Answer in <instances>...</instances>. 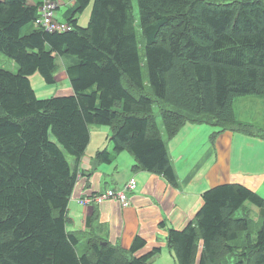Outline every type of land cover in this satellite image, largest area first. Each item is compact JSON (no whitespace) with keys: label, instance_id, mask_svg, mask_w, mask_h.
<instances>
[{"label":"trees","instance_id":"1","mask_svg":"<svg viewBox=\"0 0 264 264\" xmlns=\"http://www.w3.org/2000/svg\"><path fill=\"white\" fill-rule=\"evenodd\" d=\"M74 2L64 21L71 29L49 32L36 25L42 3L0 0V52L18 66L0 68V264H152L161 250L139 256L140 236L125 250L92 235L79 252L80 235L67 229L78 180L67 156L79 163L90 126H108L115 155L131 153L134 171L178 188L167 142L185 125L217 127L213 140L225 131L255 135L234 101L264 96V0H138L141 41L133 0ZM61 57L73 58L74 93L41 100L30 77L54 85ZM114 154L97 160L111 163ZM202 201L183 229L168 231L177 264H264V216L257 225L247 208L264 212V198L231 183Z\"/></svg>","mask_w":264,"mask_h":264},{"label":"crops","instance_id":"2","mask_svg":"<svg viewBox=\"0 0 264 264\" xmlns=\"http://www.w3.org/2000/svg\"><path fill=\"white\" fill-rule=\"evenodd\" d=\"M67 1L71 5L75 3V0ZM43 2L44 0H29L32 6ZM66 5L65 1L58 6V10ZM72 61V57L58 59L54 85L58 83V74L65 75L68 79L60 83L63 85L58 88L56 96H71L74 93L66 73V66ZM235 114L239 121L245 120ZM189 125H185L175 138L167 142L179 179L178 188L171 187L157 175L134 171L136 161L131 153L114 154L110 141L112 128L90 126V143L81 161L77 163L74 157L67 156L71 168L75 170L77 166L78 172L77 184L68 206L67 229L80 235L79 247H85L89 237L95 235L114 246L129 250L135 238L140 236L146 240L147 245L139 256L159 248L161 252L156 256L161 257L164 264H177L168 248V231L183 229L195 218L202 206L204 192L215 186L236 183L264 198V168H261L264 162V139L256 137L257 132H254L255 135H245L238 131H225L213 140L212 135L219 129L198 124L203 130L200 136H204L206 140L193 145L198 134L195 129L199 127L197 124ZM104 150L114 154L111 163L97 160V154ZM132 179L137 182V188L128 195L131 199L129 207H122L114 201L90 207H84L80 203L92 195L124 188ZM247 208L251 211L253 222L260 225L263 210L250 203Z\"/></svg>","mask_w":264,"mask_h":264},{"label":"rangeland","instance_id":"3","mask_svg":"<svg viewBox=\"0 0 264 264\" xmlns=\"http://www.w3.org/2000/svg\"><path fill=\"white\" fill-rule=\"evenodd\" d=\"M133 5H134L135 18L137 20V31L139 34V40L141 41L142 40V32H141V25H140V12H139L138 0H133ZM69 6H71V4L69 3V1H67L66 6L61 7L59 10H57V17L60 20L66 21L65 14L68 11ZM90 14H91V8L87 9L83 14L80 15V17H79V25L80 26L86 27L88 25L89 20H90ZM141 56H142V58H144V56H145L143 49H141ZM0 68H3L7 71L14 72V73L18 72V66L12 60H10L8 57H6L4 54H2L1 52H0ZM147 76L148 75L145 74V80L146 81H148ZM57 79H58L57 84H59V85H57V84H56L57 86L56 85H48L44 81L41 74L35 73L34 75H32L31 81H32V84L34 86V89L36 90V93H37V96L39 99L44 100V99L56 97L58 88L63 85L60 83H63L68 78L65 75L58 74ZM43 86L45 88H43ZM234 109H235V113H237L240 118L245 119L243 122L252 123L254 125L252 127V131H254L255 133L257 132L256 137H259V138L263 137V139H264V96H249V97L247 96V97L237 98L234 101ZM154 110H155V115L157 118L158 125L164 133V126H163V122H162V118L160 116V110H159L158 106H155ZM192 125H194V124H192ZM199 125L216 129L215 126L207 124V123L206 124H199ZM189 126H191V125H189ZM196 126H198V125H196ZM96 127H104L103 129H110V127H108V126H96ZM198 127L199 128L195 129L196 133H198V134L193 141V145H194V143L198 144L199 142H204L206 140L204 136H200L202 131H203L200 128L201 126H198ZM93 134L98 135V134H96V132H93ZM239 134H242V133H239ZM244 134L247 135L248 133H244ZM165 137H166V135H165ZM218 137L219 136H217L216 139ZM96 141H97V138H95V143H96ZM92 145H93V142H92ZM182 147H184V146H182ZM68 157H70V156H68ZM179 164L181 165L182 162H180ZM261 168H264V162L261 164ZM122 188H120L119 190H121ZM241 213L242 212H239V216L241 215ZM79 252L81 254H83L82 253L83 248H80ZM155 257L151 260L152 262H154L155 264H159V263L164 264L161 257H159V256L158 257L155 256ZM175 261H176V259H175Z\"/></svg>","mask_w":264,"mask_h":264},{"label":"built area","instance_id":"4","mask_svg":"<svg viewBox=\"0 0 264 264\" xmlns=\"http://www.w3.org/2000/svg\"><path fill=\"white\" fill-rule=\"evenodd\" d=\"M58 3L53 0H44L39 9V18L36 20V25L49 32H66L71 29L68 23L60 21L57 17ZM137 183L132 179L121 190H107L100 194L92 195L80 201L84 207H90L92 205H101L105 201H114L120 204L122 207H129L131 205V199L129 193L136 190Z\"/></svg>","mask_w":264,"mask_h":264}]
</instances>
